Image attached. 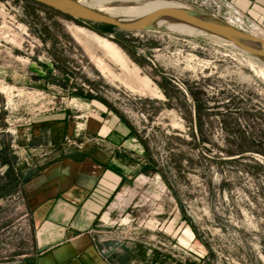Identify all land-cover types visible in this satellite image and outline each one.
I'll return each mask as SVG.
<instances>
[{
    "label": "rangeland",
    "instance_id": "374dc122",
    "mask_svg": "<svg viewBox=\"0 0 264 264\" xmlns=\"http://www.w3.org/2000/svg\"><path fill=\"white\" fill-rule=\"evenodd\" d=\"M181 1L239 28L224 7ZM84 22L31 0H0V150L15 169L0 165V186L34 176L48 159L49 129L34 138L42 125L88 130L118 115L144 167L124 187V240L145 239L155 245L146 252L177 264H264V59L211 34ZM244 31L264 38V29ZM30 138L37 150L25 147ZM24 188L0 197V264L34 253ZM187 229L194 238L184 245Z\"/></svg>",
    "mask_w": 264,
    "mask_h": 264
},
{
    "label": "crops",
    "instance_id": "0c3cea01",
    "mask_svg": "<svg viewBox=\"0 0 264 264\" xmlns=\"http://www.w3.org/2000/svg\"><path fill=\"white\" fill-rule=\"evenodd\" d=\"M221 1L242 16L244 29H264V0ZM115 116L88 130L50 122L34 135L49 129L51 153L24 185L34 253L16 264H177L175 255L156 254L145 239L124 240V187L144 167ZM68 137L76 138L73 145ZM33 141L25 147L37 150ZM193 238L187 229L181 242ZM145 244L153 248L146 252Z\"/></svg>",
    "mask_w": 264,
    "mask_h": 264
},
{
    "label": "water",
    "instance_id": "95a60500",
    "mask_svg": "<svg viewBox=\"0 0 264 264\" xmlns=\"http://www.w3.org/2000/svg\"><path fill=\"white\" fill-rule=\"evenodd\" d=\"M39 4L52 8L76 20L101 23L126 32L154 31L158 29L156 23L166 19L181 22L209 34L219 36L234 44L237 48L258 58L264 59V39L258 38L240 28L234 27L224 21L203 15L194 10L175 7H164L148 15L130 22L123 23L99 11L81 4L78 0H33Z\"/></svg>",
    "mask_w": 264,
    "mask_h": 264
},
{
    "label": "bare ground",
    "instance_id": "6f19581e",
    "mask_svg": "<svg viewBox=\"0 0 264 264\" xmlns=\"http://www.w3.org/2000/svg\"><path fill=\"white\" fill-rule=\"evenodd\" d=\"M78 1L88 8L99 11L123 23H130V22L136 21L155 10H158L164 7H175V8L193 10L189 8L181 0H124V2L128 3V5L118 6V7L107 5V2H109V0H96L95 2L96 5L90 1H83V0H78ZM156 26L158 29H165L168 31H175V32H181V33H187V34H209L205 31L196 29L187 24H184L181 22H174V21H170L166 19L159 20L156 23ZM73 34L77 40L83 41L82 34L79 31H74ZM252 35L258 38L264 39L259 31L255 32ZM215 36L216 35H214L213 37ZM216 37L221 40H225L219 36H216ZM225 41L228 42L227 40ZM228 43L232 44L231 42H228ZM102 46L105 49L106 53L111 58L117 60V62H120L124 66V68H127L126 62L121 54V51L117 47H115L114 45L105 44V43H102ZM232 46L235 47L234 44H232ZM97 63L99 67L97 68L100 69L103 73H106L109 70L102 63V61H97Z\"/></svg>",
    "mask_w": 264,
    "mask_h": 264
},
{
    "label": "trees",
    "instance_id": "16d2710c",
    "mask_svg": "<svg viewBox=\"0 0 264 264\" xmlns=\"http://www.w3.org/2000/svg\"><path fill=\"white\" fill-rule=\"evenodd\" d=\"M31 1H33V0H31ZM33 2H35V1H33ZM35 3H37V2H35ZM45 7H47V6H45ZM58 13H60V12H58ZM63 15H65V14H63ZM70 18H72V17H70ZM76 21L81 22V23H85L83 20H76ZM106 27L115 28L114 26H110V25H106ZM9 154H10L9 149L6 148V147H3V149L0 150V165L1 166L2 165H8V171L7 172L15 170L13 161L9 157ZM30 179H31V177L21 176V174H15L14 180L10 181L9 183L4 184L3 186H0V197L5 195V192H7L8 188H10L12 186H19V185H23L24 186L26 183H28L30 181Z\"/></svg>",
    "mask_w": 264,
    "mask_h": 264
},
{
    "label": "built area",
    "instance_id": "2783aa9c",
    "mask_svg": "<svg viewBox=\"0 0 264 264\" xmlns=\"http://www.w3.org/2000/svg\"><path fill=\"white\" fill-rule=\"evenodd\" d=\"M187 1L193 3L194 5H198L200 7H203V8H216V9H218L217 10L218 12L221 11L222 7L226 8L228 11H225V14L230 15L233 13V16H232L233 21H235L236 23H239L238 24L239 28L241 30H244V28L241 25V23L243 21L242 16L240 14L234 12L227 5L225 6V4L221 0H187ZM226 19H231V17L230 18L227 17Z\"/></svg>",
    "mask_w": 264,
    "mask_h": 264
}]
</instances>
